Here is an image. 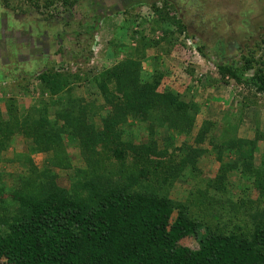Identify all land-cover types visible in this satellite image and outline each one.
I'll use <instances>...</instances> for the list:
<instances>
[{"label": "trees", "instance_id": "obj_1", "mask_svg": "<svg viewBox=\"0 0 264 264\" xmlns=\"http://www.w3.org/2000/svg\"><path fill=\"white\" fill-rule=\"evenodd\" d=\"M56 1L34 4L48 8ZM151 12L154 18L147 24L161 26L163 37L159 42L140 43L121 61L90 79L100 106L75 96L74 86L82 81V75L52 70L37 76L40 89L50 97L48 103L38 102L18 116L15 103L5 101L7 122L0 115V139L5 144L18 133L31 142V153L59 148L56 152L64 154L61 147L75 146L86 167L75 168L68 189H64L48 171H38L30 158H24L27 175L19 179V189L11 191L7 199H1L6 191L0 179V261L264 264V209L251 201L235 204L220 196L227 174L238 169L241 178L257 186L264 198V146L260 167H254L252 158L259 139L216 141L210 136L213 125L209 122L199 127L193 144L183 141L176 145L175 137L192 136L200 107L184 102L170 89L159 91L165 74L156 57L151 71L143 73L144 50L172 38L169 28L180 33L185 30L169 6H153ZM215 66L223 79L264 95V51L258 57H243L237 65L220 62ZM48 108L54 109L52 121ZM132 123L145 127L146 143L135 142ZM161 131L167 135L160 145L157 136ZM206 141L219 160L223 152L236 154L234 162L220 165L215 179L209 181L217 202L210 201V194L191 190L185 203H175L169 192L186 170L192 179L199 178L198 161L206 153L200 146ZM54 155L57 158V153ZM52 165L69 168L65 167L68 161L57 159ZM197 194L214 213L210 219L192 217V199ZM189 237L196 240V251L180 245Z\"/></svg>", "mask_w": 264, "mask_h": 264}, {"label": "rangeland", "instance_id": "obj_2", "mask_svg": "<svg viewBox=\"0 0 264 264\" xmlns=\"http://www.w3.org/2000/svg\"><path fill=\"white\" fill-rule=\"evenodd\" d=\"M37 1L0 0V115L4 122H7L5 101L15 103L18 116L38 102L48 103L50 97L37 81V76L46 70L82 75V81L74 86L75 96L100 106L101 99L90 79L121 61L140 43L159 42L163 37L162 27L147 23L154 18L151 8L165 4L181 20L185 30L180 33L169 28L173 34L172 38L168 37L169 43L167 40L157 47L146 48L141 69L148 74L156 57L165 74L159 91L170 89L184 102H194L200 107L192 136L175 137L176 145L183 141L193 144L199 127L209 122L213 125L210 136L216 141L258 138L252 160L254 167H260L264 95L223 79L215 65L220 62L237 65L243 57H258L264 51L261 42L264 0H75L74 5L72 0H57L48 8L42 5L37 8L34 4ZM142 21L146 23L143 26ZM53 112V108H48L50 121ZM98 121L96 118L95 123ZM131 126L135 142L146 143L145 127L136 123ZM166 135L161 131L157 136L160 145V139ZM6 143L0 139V179L6 191L1 199H7L11 191L19 189V179L27 175L24 158H30L38 171H48L58 187L64 189H68L74 169L86 167L75 146L61 147L64 154L56 152L59 148L31 153V142L18 133L12 134ZM200 148L206 151L197 165L199 178L195 179L200 181H194L186 170L169 192L175 203H185L191 190L210 194V201H216L218 198L212 196L208 187L209 181L215 179L220 165L231 164L236 159V154L226 151L219 160L207 141ZM55 153L57 158L53 157ZM56 159L68 161L65 166L68 170L53 166ZM224 187L220 194L223 201L235 204L238 200L251 201L264 209L260 190L252 182L244 181L238 169L227 174ZM198 197L199 194L192 199V217L210 219L214 213ZM180 245L191 251L198 249L192 237L183 239ZM0 264L6 263L0 261Z\"/></svg>", "mask_w": 264, "mask_h": 264}]
</instances>
